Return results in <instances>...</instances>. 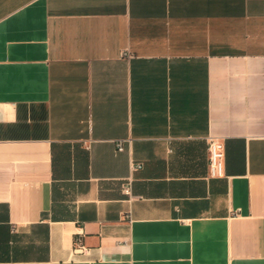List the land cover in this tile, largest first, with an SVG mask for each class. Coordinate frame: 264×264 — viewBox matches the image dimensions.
<instances>
[{"label":"crops","instance_id":"1","mask_svg":"<svg viewBox=\"0 0 264 264\" xmlns=\"http://www.w3.org/2000/svg\"><path fill=\"white\" fill-rule=\"evenodd\" d=\"M0 264H264V0H0Z\"/></svg>","mask_w":264,"mask_h":264},{"label":"built area","instance_id":"2","mask_svg":"<svg viewBox=\"0 0 264 264\" xmlns=\"http://www.w3.org/2000/svg\"><path fill=\"white\" fill-rule=\"evenodd\" d=\"M124 142L117 143V152H124ZM225 146L218 140H211L210 142V168L213 177H223L225 175ZM142 169V165H132V171L137 172ZM133 180L130 178L123 185V193L132 196Z\"/></svg>","mask_w":264,"mask_h":264}]
</instances>
